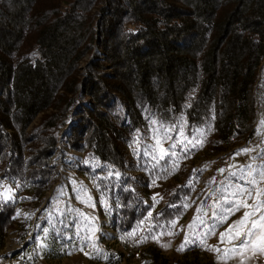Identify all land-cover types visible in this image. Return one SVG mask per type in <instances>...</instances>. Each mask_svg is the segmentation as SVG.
<instances>
[{
    "label": "trees",
    "instance_id": "obj_1",
    "mask_svg": "<svg viewBox=\"0 0 264 264\" xmlns=\"http://www.w3.org/2000/svg\"><path fill=\"white\" fill-rule=\"evenodd\" d=\"M97 46L106 57L92 59L84 77L80 65ZM263 65L264 0H0L2 173L40 197L57 177L52 156L71 122L70 146L111 169L98 184L117 204L112 227L131 233L151 211L149 178L134 171L127 147L144 110L211 123L216 145L233 148L255 135ZM191 191L170 189L151 231L178 217ZM15 212V202H0V244ZM27 233L24 225L21 239ZM159 254L154 263L166 264Z\"/></svg>",
    "mask_w": 264,
    "mask_h": 264
},
{
    "label": "rangeland",
    "instance_id": "obj_2",
    "mask_svg": "<svg viewBox=\"0 0 264 264\" xmlns=\"http://www.w3.org/2000/svg\"><path fill=\"white\" fill-rule=\"evenodd\" d=\"M105 55L104 50L97 46L81 63V74L86 76L88 64L92 59L104 60ZM263 83L264 65L258 81V120L255 135L251 140L230 149H220L216 145V135L211 123L190 126L184 114H180L174 121L166 122L159 119L151 110H144V124L131 134L127 144L128 151L135 161L134 171L142 172L149 178L148 189L143 191V196L151 206L150 213L163 206L165 195L170 189L181 185L191 187V194L185 199V205L188 207L172 220L176 221L175 227L171 226L170 221L155 231H149L148 225L151 223L149 216L135 237H129V233L120 235L112 227L110 219L117 209V204L101 192L98 184L99 178L111 174V169H107L89 152L70 146L67 135L70 134L71 122L60 128L57 150L52 156L58 169L57 177L40 197L34 195L33 184L27 180L5 176L0 166V193L6 188L11 189L10 194L14 199L9 201L16 204L15 223L8 229L3 244H0V264H155L153 257L155 251L160 253V260H166V264H223L218 260L217 253L199 246L198 238L206 231L205 226L197 224L190 230L188 225L193 223L197 215L210 225L213 204L222 202L223 197L234 191L236 186L252 188V185L246 183L249 179L248 165L255 170L256 179L259 180L258 172L264 168V127L261 126V121H264ZM40 118L41 114H38L28 130L37 125ZM154 120L158 122L155 126L152 124ZM172 126H175V130L165 133L164 129ZM181 126L185 135L189 137L194 134L195 129H203L205 133L203 147L189 146L190 151L184 152L182 146L177 144L174 150L177 155L172 158L165 157L158 163L152 159L151 154H146L152 152L155 144L152 138L154 135L172 137L171 140L164 141L163 147L166 149H169L177 139H182L178 136ZM154 127L159 129L158 133L153 131ZM138 134L137 145L135 140ZM243 148L252 151L236 156L235 153ZM219 169L226 171L220 173ZM241 169L245 172L244 179H241ZM232 172L237 175H230ZM259 187L264 188V182H261ZM82 190H86L91 196L94 207L82 202L86 201ZM229 199L233 197L229 196ZM253 202L252 199H248L249 204ZM197 209L203 211L198 213ZM248 210L250 209L241 208L231 215L227 222L218 225L215 234L208 236L207 245L221 249L230 247L231 245L220 242V233L234 221L239 220ZM81 213L93 218L94 224L85 220ZM24 225L28 226V233L21 239ZM92 226L96 228L95 235L91 241L85 240L84 237L88 235V229ZM144 230L149 232L144 234L142 233ZM169 231L175 234L161 236L160 243L151 238L143 243L137 242L142 236L150 237ZM186 235L195 242L185 245V250L178 251ZM41 244L44 247H41ZM162 244L169 246L165 248L161 246ZM246 255L251 258L246 259L245 264H264V255L251 256V253ZM227 264H240V258L229 259Z\"/></svg>",
    "mask_w": 264,
    "mask_h": 264
},
{
    "label": "snow or ice",
    "instance_id": "obj_3",
    "mask_svg": "<svg viewBox=\"0 0 264 264\" xmlns=\"http://www.w3.org/2000/svg\"><path fill=\"white\" fill-rule=\"evenodd\" d=\"M157 123L158 122L155 120L152 121V124L154 126ZM261 126L264 127V121H261ZM161 127H163V125H161ZM174 130L175 126L164 129L165 133H170ZM153 131L158 133L159 129L154 127ZM178 136L182 139H177L170 145L169 149H166L163 147V143L165 140H171L172 137L170 135H165L163 137L154 135L152 138L155 141V144L153 146L152 152L146 154H151L152 159L156 160L158 163L159 160L165 159V157H175L177 153L174 150L177 147V144H180L182 146V151L184 152L190 151L189 146H191L192 148L203 147L205 138L203 129H195L194 134L189 137L185 135L183 126H181L178 132ZM135 143L137 145L139 144V134L137 135ZM250 151H252V149L243 148L235 153V155L238 156L241 154H247ZM176 167H178V165H176ZM247 169V177H249V179H247L246 183L252 185V188H248L245 186H236L234 191L223 197L222 202L213 204L211 207L214 209V211L212 212V223L210 225L207 224L205 219H203L200 215H197L194 218L193 223L188 225V228L190 230L193 229V227L197 224L205 226L206 231H204L198 238L199 246L204 247L206 250H211L217 253L218 260L223 262V264H227V261L229 259H235L237 257L240 258V264H245V260L251 258L246 255L247 253H251V256H256L258 254L264 255V188L259 187V184L261 182H264V168H261L258 172L259 180L256 179L257 173L252 169L251 165H248ZM218 171L220 173H224L226 170L219 169ZM240 172L241 179H244V169H241ZM116 175L119 176V173H116ZM230 175L235 176L237 174L235 172H232L230 173ZM153 183H155V181H153ZM82 191L84 193V197H86V201L82 200V202H87L89 206L94 207L95 205L91 203V196L88 195L86 190ZM10 193L11 189L6 188L3 193H0V200L6 202L14 199V196ZM229 196L233 197V199H229ZM245 197H247V199ZM153 199L155 200V197H153ZM248 199H252L254 202L252 204H249ZM185 207H188V205H185ZM241 208L250 210L245 211L243 213V216L239 220L234 221L224 232L220 233V242L222 244L227 243L231 246L225 249H221L217 246L207 245V238L209 235L215 234L216 227L227 222L228 218L231 215H234L235 212L239 211ZM215 209H219V211H216ZM197 211L199 213L202 212L203 209H197ZM80 215L83 216L85 220H88L90 223L94 224L93 218L84 216L83 213H81ZM204 215L206 216L207 213H204ZM150 216L151 213H149V217ZM175 225L176 221H172L171 226L175 227ZM138 230L139 229L129 233L128 236L135 237ZM44 231L45 235H47V229H45ZM149 231H151V228H149ZM95 232L96 228L94 226L90 227L88 229V235L85 236L84 239L91 241L95 235ZM165 234L174 235L175 233L169 231L168 233L160 232L159 234H153L150 237L146 235L140 237L137 242L143 243L151 238L155 242L160 243V237ZM194 242L195 241H193L189 238L188 235H186L184 243H182L177 250L183 251L185 250V245H190ZM161 246L166 248L169 245L162 244ZM41 247H44V245L41 244ZM93 247L95 248V244H93ZM85 254L87 255L88 253Z\"/></svg>",
    "mask_w": 264,
    "mask_h": 264
}]
</instances>
